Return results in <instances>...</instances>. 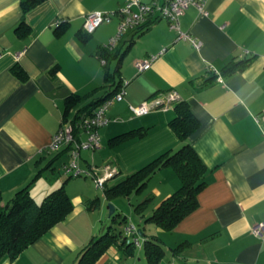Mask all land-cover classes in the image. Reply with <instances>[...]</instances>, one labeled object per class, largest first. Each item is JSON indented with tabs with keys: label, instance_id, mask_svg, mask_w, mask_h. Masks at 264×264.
Returning a JSON list of instances; mask_svg holds the SVG:
<instances>
[{
	"label": "crops",
	"instance_id": "1",
	"mask_svg": "<svg viewBox=\"0 0 264 264\" xmlns=\"http://www.w3.org/2000/svg\"><path fill=\"white\" fill-rule=\"evenodd\" d=\"M124 1L47 0L25 15L27 31L26 26L16 30L22 19L19 0H0L2 200L28 187L40 202L65 183L72 202L63 221L17 258L0 264H77L79 253L93 238L113 232L103 223L108 219L103 203H113L117 211L118 198H107L105 189L158 154L179 147L168 126L174 103L140 117H132L129 107L168 93L186 102L199 121V129L190 136L206 168L197 207L170 231L146 223L159 203L180 186L171 168L157 170L142 192L128 196L132 210L150 199L139 215L134 210L137 226L133 216L131 224H125L142 231L139 245L131 256L110 247L95 264H147L143 245L150 237L163 248L158 264H264V233L260 238L251 233L264 222V0H210L205 15L189 7L180 18V28L199 42L198 49L177 40L167 22L159 20L123 35L111 51L119 55H111L102 65L99 50L115 35L119 19L100 25L83 41L84 18L94 11H116ZM152 55L157 59L139 73L135 63ZM244 59L250 61L242 72L221 73L228 61ZM15 66L24 72V80L14 73ZM105 68L114 74L112 84H105ZM119 82H127L124 97L107 111L109 122L99 131V149L89 151L83 160L80 154L78 160L81 170L96 177L114 173L104 183L102 199L78 185V178L94 185L91 176L55 178V164L65 155L69 158L68 150L48 152L47 147L63 119L67 97H83L73 108L80 111L114 91ZM131 130L145 131V136L109 144ZM67 162L61 161V174Z\"/></svg>",
	"mask_w": 264,
	"mask_h": 264
},
{
	"label": "trees",
	"instance_id": "2",
	"mask_svg": "<svg viewBox=\"0 0 264 264\" xmlns=\"http://www.w3.org/2000/svg\"><path fill=\"white\" fill-rule=\"evenodd\" d=\"M45 1L47 0H19L22 19L16 30L26 26L28 31L29 27L25 22V15ZM88 37L87 34L81 36L83 41ZM111 55L115 57L119 55V51L111 52L105 47L99 50V58L105 61V65L108 64ZM249 61L245 59L228 61L224 64L221 73L226 76L240 73ZM14 73L18 78L25 79L24 72L17 66L14 68ZM104 75L105 84L114 82V74L109 73L106 68ZM120 86L121 82L117 84L114 91L111 93L106 92L103 98L93 100L76 112L73 111V108L83 97L77 95L67 97L63 118L74 117L76 119L79 114L89 115L99 104L116 93ZM172 106L174 116L169 121L168 126L176 136L179 147L158 154L131 175L105 189V195L109 199L128 197L132 193L142 192L147 180L154 172L163 167L171 168L179 178V188L163 199L152 214L144 220L146 223H153L164 231L172 230L181 220L195 210L198 193L205 186L204 174L206 172L205 165L190 141V136L199 129V121L186 102L178 101ZM132 136L142 138L145 136V131L131 130L122 133L110 139L109 144L116 145ZM49 181H51L50 178ZM149 200L148 198L144 199L134 207V210L137 213L143 212ZM71 210L72 202L66 193L65 183L50 191L40 202L34 200L28 187L18 190L8 202H3L0 192V262L6 258L9 260L17 258L25 248L39 239L50 228L63 221ZM116 216L120 215L115 210L110 218L112 222H114ZM121 221L126 222L125 217H122ZM113 246L121 250L125 256H131L135 247L133 242L122 236L121 233L115 234L108 231L99 237L93 238L81 250L77 264H95ZM143 247L147 264H158L163 255L160 241L156 237H150L144 241Z\"/></svg>",
	"mask_w": 264,
	"mask_h": 264
},
{
	"label": "built area",
	"instance_id": "3",
	"mask_svg": "<svg viewBox=\"0 0 264 264\" xmlns=\"http://www.w3.org/2000/svg\"><path fill=\"white\" fill-rule=\"evenodd\" d=\"M210 0H154L151 3H144L142 0H125L124 5L113 12L94 11L88 13L82 25L84 34L91 35L100 25L110 23L118 18L116 33L111 37L105 48L109 51L115 49L119 39L130 31L151 25L159 20H165L168 28L176 33L177 40L189 41L193 48H199V42L189 33L183 32L180 28V18L189 7H194L201 15L207 13V5ZM158 55H152L147 59L137 61V71L143 72L150 68ZM102 65L105 61L100 59ZM213 72L218 73L213 69ZM127 82H122L118 91L110 98L99 104L89 115L79 114L75 119H62L57 131L53 134L51 142L47 147L48 152H59L68 150L69 161L62 165L63 174L68 177L91 176L94 185L103 189L107 178L114 173L109 172L103 177H96L93 172L83 171L78 166V160L82 150L93 152L100 147L99 131L109 122L107 111L114 102H120L124 97V87ZM176 93L162 95L159 99L144 101L137 106H130L132 117H140L158 109H165L171 104L178 102ZM251 233L260 238L264 233V222L259 223L251 229ZM124 237L130 239L134 246L139 245L137 229L132 225H126Z\"/></svg>",
	"mask_w": 264,
	"mask_h": 264
},
{
	"label": "rangeland",
	"instance_id": "4",
	"mask_svg": "<svg viewBox=\"0 0 264 264\" xmlns=\"http://www.w3.org/2000/svg\"><path fill=\"white\" fill-rule=\"evenodd\" d=\"M88 153H90L89 151H86V150H82L81 151V159L83 160L87 155ZM64 161H69V158H67V155L64 156V158L62 159ZM61 160V161H62ZM61 161H58L56 162L55 164V170H54V176L55 178L58 177V175H60L61 177H64V174H61L62 172L59 170L60 169V165H61ZM72 179V178H70ZM80 182H78V185L81 186V187H86L88 189H91L93 191H96L99 195V197H104V193H103V190L102 189H95L94 188V185L92 183L91 180L89 179H82V178H78ZM117 213L120 215V216H116L115 217V220L114 222L111 221V219H105L104 220V224L106 223V226H111V230L115 233V234H122L123 233V230L125 228V224H131V221H129V219L133 216V222H135L134 224L137 226V220H136V215H139V213H135L134 210H132V206L129 204V198L128 197H117ZM131 198V197H130ZM5 202H8L10 199L8 197H4L3 199ZM109 204H112L113 203H110V202H107V203H103V209L105 211V215H108V205ZM133 204H135L133 202ZM114 206V205H113ZM115 207V206H114ZM133 213V214H132ZM136 214V215H134ZM123 216H126V222H123L121 221V218ZM139 229V228H137Z\"/></svg>",
	"mask_w": 264,
	"mask_h": 264
},
{
	"label": "water",
	"instance_id": "5",
	"mask_svg": "<svg viewBox=\"0 0 264 264\" xmlns=\"http://www.w3.org/2000/svg\"><path fill=\"white\" fill-rule=\"evenodd\" d=\"M108 208H109V210H108L107 218L110 219L111 216L115 213V207L112 204H109ZM137 233H138L139 236H141V230L138 229Z\"/></svg>",
	"mask_w": 264,
	"mask_h": 264
}]
</instances>
